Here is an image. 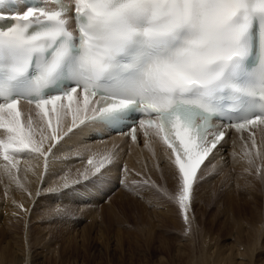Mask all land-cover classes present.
<instances>
[{
  "label": "snow or ice",
  "instance_id": "6c2138e0",
  "mask_svg": "<svg viewBox=\"0 0 264 264\" xmlns=\"http://www.w3.org/2000/svg\"><path fill=\"white\" fill-rule=\"evenodd\" d=\"M53 2L58 10L45 0L24 3L0 28V129L7 133L0 156L12 168L25 150L47 161L21 101L35 107L55 142L67 112V132L117 127L136 113L171 150L179 191L169 198L188 223L197 172L224 138L214 119L234 116L237 131L264 125V0H73L74 15L63 0ZM6 6L10 0H0V11ZM102 166L83 178L103 183Z\"/></svg>",
  "mask_w": 264,
  "mask_h": 264
},
{
  "label": "rangeland",
  "instance_id": "374dc122",
  "mask_svg": "<svg viewBox=\"0 0 264 264\" xmlns=\"http://www.w3.org/2000/svg\"><path fill=\"white\" fill-rule=\"evenodd\" d=\"M7 169L8 171L0 169V178L11 175L10 169ZM234 175L232 170L218 172L209 179L205 177L197 182L188 210V223H185L178 204L169 198L178 191L169 192L146 181L135 185V194L130 190L131 187H124L125 181L119 183L110 178V173L99 184L93 183L94 175H90L87 180L78 178L60 192L54 190L43 196L40 195L43 194L41 191L31 211H35L38 218L41 217L40 222L45 214H58L60 211L56 203L51 204L50 208L47 205L45 210L44 198L74 189L78 190L80 198H88V205H83L82 208L80 206L71 214L54 218L46 224L32 221L26 223L21 217L23 215L17 212L24 213L26 208L20 207L13 214L8 213L14 219L10 222V227L14 230L10 236L17 235L22 239L27 230L31 234L40 231L44 234L41 240L35 237L26 239L25 236V242L30 244L29 259L33 264H186L188 260L194 261L197 257L195 255L199 254L203 236L208 238L214 249L224 253L236 250L242 239L244 243L251 242V245H255L256 240L255 262L262 264L264 237L260 235L264 229V193L261 190L248 191L254 182L250 178H236ZM256 185L259 187L257 183ZM206 186L207 194H203ZM241 186L247 189L244 190ZM232 197L234 201L231 200ZM38 202L40 206L37 205ZM166 206L169 208L165 209ZM8 214L0 216L4 215V218ZM244 225L242 228L249 230L246 233L239 228ZM241 234L245 238H240ZM2 235L3 233L0 240ZM180 241L182 247H179ZM39 242L52 245L50 249L55 253L44 257L39 255Z\"/></svg>",
  "mask_w": 264,
  "mask_h": 264
},
{
  "label": "bare ground",
  "instance_id": "6f19581e",
  "mask_svg": "<svg viewBox=\"0 0 264 264\" xmlns=\"http://www.w3.org/2000/svg\"><path fill=\"white\" fill-rule=\"evenodd\" d=\"M67 2L73 4V0H67ZM20 110L25 122L29 116L32 117L33 140L35 143L42 146L47 154V161H45L44 156L37 153H30L25 150L24 152L14 154L12 162L16 163V167L12 168L11 164L4 161L2 156H0V169L5 170V166H7L11 171V175L0 178V215L5 213L13 214V212L20 209V207L21 209L24 207V209L26 208L24 213L20 211L17 212L23 215L21 217L26 223H31L32 221V223L36 224H46L47 222H52L54 218L58 219L61 216L71 214L73 211H76L77 208H80V206L82 208L83 205L89 204L87 202L89 201L88 198H80L77 194L78 190L76 189L71 190V192H62L54 196L45 197V210L47 209V205H50L47 206L50 208L51 204L56 203V205L59 206L58 209L60 212L52 215L48 213L49 215L46 216L45 214V217L41 212L44 217L41 222V217L38 218L39 216L35 214V211L32 213V207L41 191L43 194L40 195L43 196L54 190L60 192L67 185L78 180V178L84 179L82 173H95V166L101 164L103 165L101 169H106L107 173H110V178L116 179L119 183L120 181H125L124 183L126 186L124 185V187H131L130 190L133 193H135L134 190H136L135 185L137 186L146 181H150L157 188L169 192L175 193L179 191L178 173L172 163V159L174 158H170V149L162 143L154 132H147L141 128L138 130L137 140H130L127 137L107 134L103 128L92 126L74 127L73 132H67L69 127H73V113L67 112L61 125L57 129L59 140L55 142L51 140L52 132L48 128L47 122L42 121L40 117L36 115L37 110L34 106L22 103L20 105ZM88 115H91V113L89 112ZM82 116L83 113L77 115V123H79V119L82 118ZM53 126H56L55 122ZM97 132L103 133L104 137L97 139L95 137ZM0 139H7V133L2 129H0ZM253 139L255 140V147L253 146ZM49 147H51V152H48ZM106 157H111L110 163L105 159ZM89 160L93 161L91 165L88 163ZM229 170L234 172L236 178H250L254 182L251 185L252 188L250 187V189L253 190L249 189L248 191L256 192L261 190L264 193L263 127H257L252 136L240 134L236 131L228 132L223 142L208 158H206L204 164L198 171L196 180L193 184V190L197 182L201 179L205 177L209 179L212 174L218 172L226 173L229 172ZM225 175L226 174H224V176ZM40 188L41 190H39ZM241 188L244 190L247 189L245 186H241ZM207 190L208 186H206L203 194H207ZM201 197L205 198L204 195ZM231 200L234 201V198L232 197ZM39 202L37 205H39ZM143 207L145 206L143 205ZM166 208L169 207L166 206L165 209ZM17 212H15V214ZM9 214L4 218V215L0 216V235L3 233L0 240V264H31L32 262L29 259L30 251L28 249L30 244L26 243L25 240L28 239V237H35L41 240L43 239L41 236H44V234L41 233V231L31 234L27 230L23 234V241L17 235L11 237L10 234H12L14 230L10 227V222L14 219ZM168 220L170 221L171 219L169 218ZM229 221L234 220L229 219ZM245 225L238 227L242 228L245 227ZM236 228L237 227H235V229ZM261 228L260 225V229ZM252 230L253 229L250 231ZM238 231L237 234H239ZM242 231L246 233V231L249 230L244 228ZM242 231L240 233H243ZM261 231V235L260 233L259 235L264 237V229ZM247 233L249 235V232ZM25 236L27 237L26 239ZM244 236L241 234L240 238H245ZM207 239V237H202L203 246L200 248L199 254L195 255L197 257L193 259L194 261L190 259L191 261L188 260L186 264H257V261L255 262L254 249L257 248L256 244L258 241L255 240V245H251V242V244L247 242L244 243V239H242V243L237 245L236 250L233 249L224 253L214 249V247L211 246V242ZM260 239L259 241H261ZM181 241L183 242V240ZM181 241L179 247L183 245ZM253 241L254 240H252V242ZM261 242L259 243L260 247ZM38 245L41 251L38 254L42 255V257L55 253L50 249L52 247L50 244L39 242ZM261 250L264 251V247H262Z\"/></svg>",
  "mask_w": 264,
  "mask_h": 264
}]
</instances>
